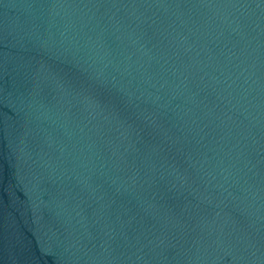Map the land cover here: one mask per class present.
<instances>
[{
	"label": "water",
	"instance_id": "95a60500",
	"mask_svg": "<svg viewBox=\"0 0 264 264\" xmlns=\"http://www.w3.org/2000/svg\"><path fill=\"white\" fill-rule=\"evenodd\" d=\"M0 264H264V0H0Z\"/></svg>",
	"mask_w": 264,
	"mask_h": 264
}]
</instances>
